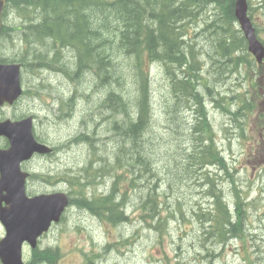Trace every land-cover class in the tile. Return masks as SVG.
Here are the masks:
<instances>
[{
    "label": "rangeland",
    "instance_id": "374dc122",
    "mask_svg": "<svg viewBox=\"0 0 264 264\" xmlns=\"http://www.w3.org/2000/svg\"><path fill=\"white\" fill-rule=\"evenodd\" d=\"M248 3L252 21L264 41V0H248ZM192 12L193 17H187L185 22L187 55L197 52L205 77L219 67L225 71L223 64L214 63L221 60L214 50L217 32H221L222 26L217 20V11L213 7L196 6ZM43 16L40 9L34 13L32 7L34 22L42 21ZM234 28L240 30L239 25ZM28 40V45L21 44L17 48L21 46L18 51L22 49L21 53H25L27 49L33 54L37 82L28 91L26 87V98L21 101L19 111H25L26 102H30L35 114V135L58 149L56 156L48 159L37 156L26 163L28 166L25 165V170L42 175V178L35 180L34 185L30 180V186L40 193L66 192L77 201L84 188L89 187L86 193L94 197L101 187L108 185L111 191L112 185L117 183V191L133 209L130 213L132 224L119 226L121 230L116 231V225L93 221L76 206H72L64 220L42 237L37 250H57L59 256L55 264H89V259L94 264H205L202 258L199 261L193 258L194 255L201 257L194 248L201 249L200 242L204 237L210 243L216 239L215 236L201 233L205 227L203 211L213 209L215 200L212 194L216 193L228 201L232 211L236 210V202L240 197V235L243 239L234 245L227 242L219 252L221 261H215L214 264H257L260 256L255 254L253 237L264 232L263 228L255 229L259 222L264 223V194L259 193L254 185L258 179L260 182L264 180V145L256 144L260 140L259 130L264 127V98L258 87L259 82L264 83V77H261L260 69L253 65L252 62L257 64L247 50L235 56H241L245 61H239L236 72L223 79L214 75L211 77L214 86H208L213 89L216 99H226L223 105L229 106L231 111L241 107L238 97L245 95L254 105L252 115L234 124L231 117L219 108L221 103L210 97L205 98L214 140L221 155L227 157L233 167L232 174L228 172L227 176L220 178L216 174L210 177L206 164L196 174H192L188 168L190 155H196L192 148L196 142L190 135L196 116L193 109L189 110L188 102L173 101L174 97L168 90L169 75L159 62L151 64L146 60L152 108L150 129L143 145L150 161L146 165L148 171L145 167L131 170L129 166L119 170L116 163L121 138L115 134L112 108L103 103L107 94L106 83L99 79L97 70L79 72L78 76L71 78L66 69L71 72L76 70L74 50L57 47L51 37L42 40L36 32L34 35V31ZM190 45L195 47L196 52ZM56 48L60 52L59 60L64 57L66 61L60 68L63 74L56 70L58 67L52 68L53 62H49ZM4 49L10 50L8 55H12V50L15 51L12 43L0 46V51ZM211 56L215 57V61ZM73 92L76 98L68 103V96ZM201 92L207 94L206 88H201ZM135 93L136 86L130 79L126 95L130 103L136 101ZM59 95L61 99L58 101L56 97ZM120 120L127 127L124 120ZM85 133L94 137L93 145L82 140ZM124 146L127 152L132 147L130 143ZM127 161L125 157L124 162ZM87 166L88 169L83 170ZM103 166L105 169L100 172L103 173L102 177L97 179L96 170ZM108 166L112 173L109 177L105 174ZM115 169L117 172H114ZM200 181L209 184L204 186L206 190H202L203 184L198 185ZM234 181L237 188L231 184ZM135 195L144 201L140 202ZM150 195H154L153 208L160 210L154 222L148 221V214H151L147 203ZM162 218L164 222H161ZM136 220L142 222L135 223ZM156 225L164 227L165 231L149 229H155ZM104 228L108 232H104ZM123 233L128 236L130 250L120 252L125 239ZM104 234L108 235V239ZM34 253L29 246H24L26 263L49 264L46 258L34 262Z\"/></svg>",
    "mask_w": 264,
    "mask_h": 264
},
{
    "label": "trees",
    "instance_id": "16d2710c",
    "mask_svg": "<svg viewBox=\"0 0 264 264\" xmlns=\"http://www.w3.org/2000/svg\"><path fill=\"white\" fill-rule=\"evenodd\" d=\"M21 1L14 0V6H20ZM24 1L27 3V0ZM218 1L227 7L220 26L221 32H217V43L214 46L215 54L220 56L221 60L215 61V57H211L214 63L223 64L226 69L224 71L219 67L205 77L195 47L196 54L187 55L185 22L187 17H192V8L197 6V0H32L34 13L40 9L44 14L42 21L32 24L34 35L36 32L42 40L51 37L57 47L76 52V73L73 74L69 69H66V73L73 78L78 76L79 72L96 69L99 79L106 83L107 94L103 103L112 108L111 118L115 122V134L121 138L120 153L117 155L116 163L119 170L129 166L131 170L135 167L142 170L145 167L148 171L146 165L150 164L148 152L143 146L152 117L150 79L146 69V60H148L151 64L159 62L166 69L169 75L168 90L174 97L173 101L188 102L189 110L193 109L196 116L194 126L190 128V135L196 142L192 147L196 155H190V162H197L200 169L206 164L210 177L213 174L220 178L227 176L228 172L232 174V164H229L227 157L221 155V150L214 140V131L209 121L210 112L207 110L205 98L210 97L211 100L221 103L219 108L231 117L234 124L240 123V120L244 121L248 115L250 117L254 105L245 95L239 96L241 107L237 111H231L229 106L223 105L226 99H216L213 89L208 86L212 84V76L223 79L236 72L239 61L243 63L245 61L243 57L235 56L247 50L242 31L234 28L238 26L234 12L235 0ZM18 10L22 11V8ZM190 48L193 49L191 46ZM55 51L60 53L57 48ZM130 59L131 64H129ZM130 79L136 86L137 96L136 101L131 103L126 98ZM201 88H206L207 94H203ZM73 100L74 96L71 97L70 102ZM120 119L124 120L127 127L123 126ZM82 140L93 145L95 139L86 134L82 136ZM125 143H130L132 146L129 152L125 149ZM125 157L128 159L126 163ZM100 168L96 170L97 179L102 177ZM87 169L88 166L83 170ZM116 170L114 172H117ZM105 174L107 177L112 176V173ZM231 184L237 188L235 181ZM87 188L81 191L77 201L72 198L71 202L78 208L94 210L96 204L86 193ZM116 193L115 185L113 194ZM212 195H214L213 200L220 203L221 195L216 193ZM153 196L150 195L151 198L147 203L148 211L151 212L148 214V221L154 222V218L159 217L160 210L153 208ZM118 206L115 201L116 210ZM218 211L217 224L213 226L211 223L206 236H215L217 240H224L230 234L240 236L239 225L236 227L232 222L227 209L219 206ZM163 220L162 218L161 222H164ZM226 226L230 227V231ZM149 229L165 231L160 225H156L155 229ZM205 229L203 227L201 231L203 235ZM34 254V262L46 258L49 264H55L59 256L57 250L51 249L37 250ZM89 264H94L92 259H89Z\"/></svg>",
    "mask_w": 264,
    "mask_h": 264
},
{
    "label": "water",
    "instance_id": "95a60500",
    "mask_svg": "<svg viewBox=\"0 0 264 264\" xmlns=\"http://www.w3.org/2000/svg\"><path fill=\"white\" fill-rule=\"evenodd\" d=\"M3 8L4 1L0 0V26ZM235 16L248 51L261 64L264 45L248 15L247 0H236ZM22 92L19 65L0 64V104L13 103ZM0 136H5L10 144L8 149H0V221L6 228V237L0 242V258L3 264H25L23 245L29 243L32 249L37 247L38 239L60 222L69 205V197L62 192L27 196L29 173L22 170V163L35 154L52 152V148L36 140L32 116L16 123H0Z\"/></svg>",
    "mask_w": 264,
    "mask_h": 264
},
{
    "label": "flooded vegetation",
    "instance_id": "af4514ba",
    "mask_svg": "<svg viewBox=\"0 0 264 264\" xmlns=\"http://www.w3.org/2000/svg\"><path fill=\"white\" fill-rule=\"evenodd\" d=\"M4 1V8L2 10V17H1V26H0V46L4 47L5 43H12L14 45L15 51H11L12 55H8L10 50H2L0 51V64L2 65H19L20 70V84L23 89L22 95L20 98L15 100L13 103H9L8 101L4 102L3 104H0V123L10 121L12 123H16L19 121H22L28 117H33V120H35V114L32 112L31 104L30 102L27 103V108L25 111H19V106L21 101L26 98V87L27 91L30 89V87L36 86V71L34 69V56L33 54L25 49V53H21L22 49L18 51V49L22 48L21 46L17 48L18 45H24L25 43L28 45L30 38L33 35L32 24L34 23V19L32 17V0H27V3L22 0L21 5L18 7L14 6V0H3ZM217 1V0H214ZM222 3V2H221ZM26 4V6H24ZM198 6L199 7H213L214 10L217 11V20L221 23L224 19V15L226 12L227 7L222 5H216V3H209V4H203L198 0ZM22 8V11H19L18 8ZM250 8V6H249ZM251 9V8H250ZM249 9V15L251 16V10ZM52 62V61H51ZM60 74H63L62 70L56 69ZM258 83V82H257ZM256 83V84H257ZM259 92L264 98V83L258 84ZM61 96L59 95L56 97V100H60ZM29 100V99H28ZM23 105V104H22ZM88 133H85V135ZM89 135V134H88ZM90 136V135H89ZM259 138L260 140L256 141L257 146L264 145V127L259 130ZM38 140L42 143H45L47 145H50V143L43 141L42 139ZM9 146V142L6 139L5 136H0V149H6ZM53 152L47 156H39L35 155V157H42L45 159L51 158L53 156H56L58 154V149L53 147ZM32 158V160L34 159ZM30 160V161H32ZM29 161V162H30ZM24 167L28 166V164H22ZM24 169V168H23ZM105 169V166L101 167L99 170L100 172ZM25 170V169H24ZM107 170L110 172H107V174H111V168L110 166L107 167ZM27 171V170H26ZM103 174V173H100ZM38 175V176H36ZM39 174H33L30 173V178L27 182V194L29 197L36 196L38 194H42L40 192L34 191V187L30 186L29 181L31 180V184L34 185L35 180H38ZM223 180H226L225 178ZM117 185V183H114L112 185V190L109 191L108 185H105L106 187H101L98 191V193L92 198V202L96 204V207L94 210H91L89 208H78V206L71 202L70 198V207L76 206L81 212L88 216L93 221H102L107 222L109 225H116V231L121 230L119 226H125L132 224V219L130 218V213L133 209L129 206L128 203H126V199L123 198L119 192L117 191L116 194H113V188ZM255 189L259 192H264V181L259 179L257 180L255 184ZM229 190V189H228ZM116 195V197H114ZM138 199H140V202H143L144 200L138 196ZM119 205L118 209L116 210L114 207V203ZM130 202V200H129ZM2 206H6V204L3 202ZM65 215L62 217L61 222L64 220ZM142 221H135V223H141ZM262 228V227H259ZM264 229V225H263ZM104 232H108V230L103 229ZM123 231V230H122ZM263 235L260 236V244L258 248L256 249V253L260 256L257 261H260V264H264V232L262 231ZM105 235V234H104ZM108 239V235H105ZM6 237V229L1 224L0 221V242ZM124 244H122V248L120 249V252L129 251L130 247L128 246V236L123 233ZM24 246H28L27 243L24 244ZM124 247V248H123ZM0 264H2V260L0 258ZM31 264V263H30Z\"/></svg>",
    "mask_w": 264,
    "mask_h": 264
},
{
    "label": "bare ground",
    "instance_id": "6f19581e",
    "mask_svg": "<svg viewBox=\"0 0 264 264\" xmlns=\"http://www.w3.org/2000/svg\"><path fill=\"white\" fill-rule=\"evenodd\" d=\"M201 3L203 4H209V3H216V5H222L221 2H219L218 0L217 1H214V0H200ZM197 6H198V0H197ZM46 37V36H45ZM194 162V161H193ZM193 162H190L188 165V168L191 169V173L192 174H196L198 170H200V166L199 165H196V163H193ZM264 181V180H263ZM201 184H203V189L202 190H206L204 189V186L205 185H208L209 184L205 181H200L198 182V185L201 186ZM254 188H255V185H254ZM259 192V191H258ZM261 193V192H259ZM261 194H264L261 193ZM239 196V195H237ZM219 206H222V207H225L227 209V211L229 212L230 216H231V219H232V222L236 225H239V230L241 232L242 230V225L240 224V218H241V214H242V210H241V199L240 197H238L237 199V202H236V206H235V211H232L228 205V201H226L225 199H223L221 197V201L219 203L218 202H214V205H213V209L211 211H203L204 214H205V222H204V225H205V233L210 230V227H211V223H213L212 225L215 226L217 223H216V214H218V212L221 210L219 209L218 211V207ZM217 212V213H216ZM215 213V215L213 214ZM211 216H210V215ZM211 217V219H210ZM238 217H239V220H238ZM239 221V223L237 224V222ZM207 224H210L209 227H207ZM263 225L264 223L263 222H259V226L258 227H255V229H258L259 227H262L263 228ZM226 228L230 231V227L229 226H226ZM260 234L258 235H255V237H253V240L255 241V248L257 249L259 244H260ZM243 238L240 236H233V235H227V237L224 239V240H217L215 239L212 243L208 242L205 237L203 239L202 242H200V247L201 249L198 250L196 248H194L196 250V253L201 255V257L197 256V255H194V259L195 260H201L202 258V261L205 263V264H214L215 261L219 262L221 261V259L218 257L220 254L219 252L221 251V249L223 248V246L227 243V242H230L232 245H234L235 242H238L239 240H242ZM210 244H213V245H210ZM231 250H233L231 248ZM259 259V258H258ZM258 262L260 263V261H257L256 263L258 264Z\"/></svg>",
    "mask_w": 264,
    "mask_h": 264
}]
</instances>
